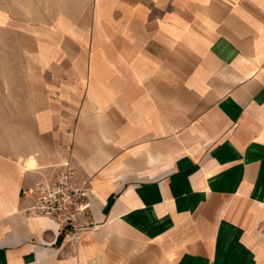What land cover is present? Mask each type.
I'll return each mask as SVG.
<instances>
[{"label": "crops", "instance_id": "0c3cea01", "mask_svg": "<svg viewBox=\"0 0 264 264\" xmlns=\"http://www.w3.org/2000/svg\"><path fill=\"white\" fill-rule=\"evenodd\" d=\"M82 4L0 137V264H264V0ZM67 158L77 228L22 193Z\"/></svg>", "mask_w": 264, "mask_h": 264}, {"label": "rangeland", "instance_id": "374dc122", "mask_svg": "<svg viewBox=\"0 0 264 264\" xmlns=\"http://www.w3.org/2000/svg\"><path fill=\"white\" fill-rule=\"evenodd\" d=\"M88 6L82 0H0V137L3 140L7 134L14 133L19 120L14 116L20 105L16 100L24 101L32 92V63L38 60L40 52L38 35L45 36L44 45L45 40L62 42L61 32L66 28L77 35L78 20L80 15L89 14Z\"/></svg>", "mask_w": 264, "mask_h": 264}, {"label": "built area", "instance_id": "2783aa9c", "mask_svg": "<svg viewBox=\"0 0 264 264\" xmlns=\"http://www.w3.org/2000/svg\"><path fill=\"white\" fill-rule=\"evenodd\" d=\"M22 193L33 195L30 211L50 217L57 224L78 227L77 219L88 208L90 188L79 180L69 158L65 159L48 179L35 180Z\"/></svg>", "mask_w": 264, "mask_h": 264}]
</instances>
